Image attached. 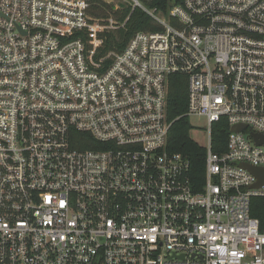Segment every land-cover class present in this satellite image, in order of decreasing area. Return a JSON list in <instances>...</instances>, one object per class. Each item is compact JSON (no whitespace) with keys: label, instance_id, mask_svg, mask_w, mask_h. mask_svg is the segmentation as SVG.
Wrapping results in <instances>:
<instances>
[{"label":"built area","instance_id":"2783aa9c","mask_svg":"<svg viewBox=\"0 0 264 264\" xmlns=\"http://www.w3.org/2000/svg\"><path fill=\"white\" fill-rule=\"evenodd\" d=\"M93 1L0 0V264H264L243 166L264 167V0ZM136 8L160 29L101 53ZM176 74L207 121L202 190L168 148Z\"/></svg>","mask_w":264,"mask_h":264},{"label":"trees","instance_id":"16d2710c","mask_svg":"<svg viewBox=\"0 0 264 264\" xmlns=\"http://www.w3.org/2000/svg\"><path fill=\"white\" fill-rule=\"evenodd\" d=\"M182 0H151L150 6H159L166 13L168 8L175 3H180ZM93 2H98L94 0ZM105 7L93 3L90 8L91 13L95 15L108 16L107 9H112V5L105 4ZM131 12L130 7H126L116 12V17L124 20ZM160 25L143 10L136 8L132 11L129 20L124 28L106 33L103 46L100 48L101 53H106L110 50H121L128 43L130 38L140 30H157ZM168 117L172 122L169 136L168 148L171 151L180 152L185 155L190 161V181L195 190H202L206 182V150L191 136L193 124L186 111L188 108V91L186 77L183 75H174L171 79L169 94H168ZM226 120H222L213 126V148L215 151H223L225 149L228 134L230 132ZM88 138L91 135H86ZM91 147L92 144H86L83 147ZM252 215L262 217L264 220V209L262 213V200L260 198L253 199ZM264 208V207H263Z\"/></svg>","mask_w":264,"mask_h":264},{"label":"rangeland","instance_id":"374dc122","mask_svg":"<svg viewBox=\"0 0 264 264\" xmlns=\"http://www.w3.org/2000/svg\"><path fill=\"white\" fill-rule=\"evenodd\" d=\"M110 4H114V2H111ZM116 30H112V31H116ZM190 119H191V123L193 124L191 136L200 145L207 146L209 143V138H208V135L206 134V131H208L206 119L202 117H196V116H193Z\"/></svg>","mask_w":264,"mask_h":264},{"label":"water","instance_id":"95a60500","mask_svg":"<svg viewBox=\"0 0 264 264\" xmlns=\"http://www.w3.org/2000/svg\"><path fill=\"white\" fill-rule=\"evenodd\" d=\"M245 128V125H234L232 127L233 131H242ZM257 144L264 145V135L259 133L251 132L250 134ZM243 166L251 171L257 178V182L253 185V187H259L264 183V167L254 166L251 164L244 163Z\"/></svg>","mask_w":264,"mask_h":264}]
</instances>
